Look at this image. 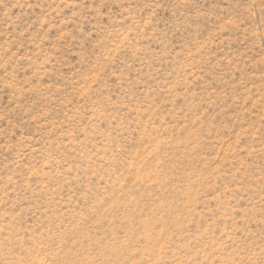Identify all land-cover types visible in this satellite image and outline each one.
<instances>
[{
	"label": "rangeland",
	"instance_id": "rangeland-1",
	"mask_svg": "<svg viewBox=\"0 0 264 264\" xmlns=\"http://www.w3.org/2000/svg\"><path fill=\"white\" fill-rule=\"evenodd\" d=\"M0 264H264V0H0Z\"/></svg>",
	"mask_w": 264,
	"mask_h": 264
}]
</instances>
